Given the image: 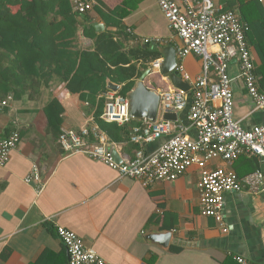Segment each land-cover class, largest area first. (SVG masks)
Instances as JSON below:
<instances>
[{"label":"crops","instance_id":"1","mask_svg":"<svg viewBox=\"0 0 264 264\" xmlns=\"http://www.w3.org/2000/svg\"><path fill=\"white\" fill-rule=\"evenodd\" d=\"M215 1L224 10L235 1L239 12L242 3L251 0ZM258 2L261 10L260 14L252 12L249 44L255 72L259 70L256 75L261 88L264 86V0ZM114 10H118L116 15ZM103 13L121 21L119 27L125 34L119 33L117 37L125 49L159 50L160 46L182 45L180 37L170 29L158 0H97L92 9L80 14L76 44L81 49L95 47V39L85 35V28L92 27L94 22L104 24L100 32L93 26L97 33L120 30L108 24ZM144 38L170 42L148 44L143 42ZM8 62L2 53L0 64ZM177 62L190 76L187 82L191 89L186 92L187 107L175 112L176 118L170 122L174 128L183 125L189 137L196 139L197 129L191 125L189 113L194 82L203 69L202 57L191 53L177 56ZM239 72V62L234 58L229 64L234 117L247 129L264 125V110L254 106ZM151 73L146 77V85L163 91L157 87L155 78H148ZM167 81L170 83L168 78ZM34 91L29 89L19 99L12 93L0 96L2 99L12 97L9 104L0 109V133L8 135L19 129L21 134L18 148L12 152L8 164L0 168V264H70L67 248L56 234V225L79 234L106 264H223L228 258H232L229 264H238L233 258L235 255L264 264L263 184L254 189L245 185L241 191L225 195L226 231L214 217L202 214L198 189L204 169L233 168L244 179L256 171H264L263 160L244 154L229 164L222 158L206 160L204 154H200V161L177 179L159 180L145 187L139 180L120 178L118 169L85 153L66 154L58 135L48 130L44 107L57 98L65 108L63 130L87 127L92 135L89 142L96 141L94 129L106 134L95 120L97 106L90 102L87 92L71 93L59 78L52 80L49 86H41L39 92ZM164 113L161 110L157 120L164 119ZM144 120L133 119L128 125L133 130ZM170 136L145 143L144 152L155 151ZM110 142L114 143L122 162L136 159L138 144L132 140L114 142L110 139ZM35 167L39 169L40 182H27L26 177ZM161 231L172 232L167 247L148 239L149 233ZM175 247L179 249L173 250Z\"/></svg>","mask_w":264,"mask_h":264},{"label":"built area","instance_id":"2","mask_svg":"<svg viewBox=\"0 0 264 264\" xmlns=\"http://www.w3.org/2000/svg\"><path fill=\"white\" fill-rule=\"evenodd\" d=\"M74 12L83 14L92 9L97 0H71ZM170 29L182 40L176 47L177 56L191 53L202 57V73L195 80L189 118L191 125L197 129L198 137L192 139L183 125L176 128L170 120L150 121L145 119L133 129L131 140L139 145L137 157L126 162H117L112 148L114 143L106 134L92 131L96 141L87 127L80 130H63L59 143L66 154L85 153L95 160L105 162L118 169L120 178L139 180L148 187L156 181H173L185 173L192 164L204 158H222L233 164L241 155L250 154L264 161V125L251 129L242 126L234 117L233 78L229 73V64L236 58L239 62V76L244 81L247 94L257 109L264 110V90L258 83L251 50L248 47L246 34L250 29L236 11L224 10L215 0H158ZM145 43H168L160 38H144ZM164 59H155L151 71L160 72ZM177 69L185 81L190 76L182 67ZM159 110L179 112L187 107L188 95L179 89L159 92ZM103 117L107 121L119 124L129 123V98L117 92H108ZM9 98H0V109L9 104ZM170 134V138L155 151L145 153V143ZM21 134L19 129L8 135L0 133V168L8 164L11 154L19 146ZM39 181V169L33 168L27 182ZM40 182V181H39ZM263 184L264 171H256L242 179L233 168L217 167L204 169L201 173L198 189L202 214L213 216L226 231L223 212L225 195L228 192L241 191L245 185L255 188ZM45 182L41 184L43 187ZM56 234L66 245L70 264H106L105 259L95 248L86 245L75 231L56 225ZM239 264H257L247 257L237 255Z\"/></svg>","mask_w":264,"mask_h":264},{"label":"trees","instance_id":"3","mask_svg":"<svg viewBox=\"0 0 264 264\" xmlns=\"http://www.w3.org/2000/svg\"><path fill=\"white\" fill-rule=\"evenodd\" d=\"M234 2L225 10L238 12ZM240 9L241 20L250 26L246 40L251 50L252 12L260 14L261 5L258 0H251L242 3ZM116 13L118 10H114L113 14ZM80 16L74 12L71 0H0V56L3 53L9 59L7 64H0V96L12 93L19 99L29 89L39 92L41 86H49L52 80L59 78L71 93H88L90 102L97 106L95 120L112 141L131 140L133 130L128 123L119 124L103 118L107 101L104 94L109 91L107 80L122 85L118 94L128 96L150 67V62L162 54L157 49H125L117 37L124 33L120 28L121 21L106 13L102 16L107 23L120 26V30L97 33L93 26L85 28V35L95 39V47L81 49L76 44ZM151 75L156 79L157 87L174 89L160 72L153 71ZM145 82L148 83L147 79ZM261 88L264 90V86ZM44 110L48 130L59 139L65 111L62 102L53 98ZM229 261L232 258L223 264H229Z\"/></svg>","mask_w":264,"mask_h":264},{"label":"water","instance_id":"4","mask_svg":"<svg viewBox=\"0 0 264 264\" xmlns=\"http://www.w3.org/2000/svg\"><path fill=\"white\" fill-rule=\"evenodd\" d=\"M92 25L98 32L104 29V24L94 22ZM160 52L164 56V62L160 69V73L166 76L174 88L188 92L191 89L189 82L185 81L177 69L178 62L176 56V48L173 45L160 46ZM151 73V68H148L138 79L135 87L128 94L129 98V113L133 119H147L156 121L159 115L160 94L156 89L149 88L145 83V78ZM121 85L107 80V88L111 91L118 92ZM163 118L166 120H175V112H165ZM113 155L118 162H122L121 156L116 148H112ZM171 231L152 232L148 234V239L153 242L167 247L171 238Z\"/></svg>","mask_w":264,"mask_h":264},{"label":"bare ground","instance_id":"5","mask_svg":"<svg viewBox=\"0 0 264 264\" xmlns=\"http://www.w3.org/2000/svg\"><path fill=\"white\" fill-rule=\"evenodd\" d=\"M254 189V188H253ZM200 199V198H199ZM200 204H201V202H200ZM201 210H202V205H201ZM207 216V215H206ZM213 217V216H212ZM66 246V245H65ZM67 248V247H66ZM67 251H68V249H67ZM68 254H69V252H68ZM235 256H237V255H235ZM235 256H233V258H234V260H235ZM69 258H70V255H69ZM237 262V261H236ZM238 263V262H237ZM239 264V263H238Z\"/></svg>","mask_w":264,"mask_h":264},{"label":"rangeland","instance_id":"6","mask_svg":"<svg viewBox=\"0 0 264 264\" xmlns=\"http://www.w3.org/2000/svg\"><path fill=\"white\" fill-rule=\"evenodd\" d=\"M148 78H151V79H152V75H151V76H149ZM145 79H147V78H145Z\"/></svg>","mask_w":264,"mask_h":264},{"label":"clouds","instance_id":"7","mask_svg":"<svg viewBox=\"0 0 264 264\" xmlns=\"http://www.w3.org/2000/svg\"><path fill=\"white\" fill-rule=\"evenodd\" d=\"M111 91V90H110ZM115 92V91H114ZM118 93V92H117ZM128 97V96H127ZM104 118V117H103ZM105 119V118H104ZM106 120V119H105ZM133 120V119H132ZM113 122H115V121H113Z\"/></svg>","mask_w":264,"mask_h":264}]
</instances>
